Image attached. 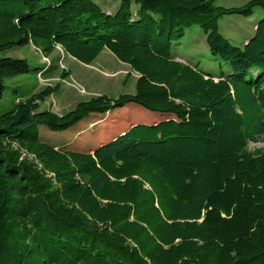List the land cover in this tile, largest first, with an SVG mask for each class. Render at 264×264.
<instances>
[{
  "label": "trees",
  "instance_id": "obj_1",
  "mask_svg": "<svg viewBox=\"0 0 264 264\" xmlns=\"http://www.w3.org/2000/svg\"><path fill=\"white\" fill-rule=\"evenodd\" d=\"M215 2L120 0L109 12L94 0H0V53L60 47L91 64L106 48L138 74L134 93L63 114L40 107L57 86L12 87L0 113V264H264V145L248 149L264 142V15L242 46L218 30L264 0ZM193 26L228 72L172 55ZM28 72L26 59L0 55V98ZM129 104L160 114L104 117ZM95 118L108 125L91 128Z\"/></svg>",
  "mask_w": 264,
  "mask_h": 264
},
{
  "label": "rangeland",
  "instance_id": "obj_2",
  "mask_svg": "<svg viewBox=\"0 0 264 264\" xmlns=\"http://www.w3.org/2000/svg\"><path fill=\"white\" fill-rule=\"evenodd\" d=\"M48 2L53 0H40ZM103 11L114 12L120 0H94ZM247 0H216L215 5L231 7L240 6ZM137 5L131 4V11L135 12ZM264 10L257 7L248 17L232 14L224 15L218 20L219 32L237 46H242L245 39L254 33L255 23L262 18ZM172 55L209 74L219 75L230 70L229 64L212 56L207 47L206 36L199 26L185 30L184 35L171 42ZM1 56L24 58L30 67V72L5 80V89L0 98V113L9 110L14 102L12 87H18V94H32L44 90L48 86H57L55 92L40 104L41 109H50L63 114L73 109L79 101L93 96L106 94L117 97L122 93H134L138 74L130 67L118 60L111 51L103 49L91 64H84L68 55L62 48L57 47L49 56H44L34 46L23 45L0 53ZM154 114L140 106L129 104L116 108L105 114L109 119H120L123 124L136 121L147 123L155 119ZM90 116H103L92 114ZM88 117L86 119H91ZM83 120V124L89 122ZM90 127L108 125L103 119L95 118ZM131 120V121H129ZM96 127V128H97ZM95 130V129H94ZM83 135L76 136L75 145L84 143ZM72 140V138H71ZM264 145L263 141L250 143L249 150Z\"/></svg>",
  "mask_w": 264,
  "mask_h": 264
}]
</instances>
